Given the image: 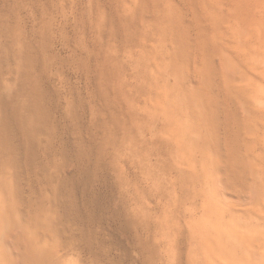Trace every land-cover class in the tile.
I'll use <instances>...</instances> for the list:
<instances>
[{
    "label": "rangeland",
    "instance_id": "1",
    "mask_svg": "<svg viewBox=\"0 0 264 264\" xmlns=\"http://www.w3.org/2000/svg\"><path fill=\"white\" fill-rule=\"evenodd\" d=\"M262 38L264 0H0L2 255L201 264L218 174L264 203V115L234 88L264 91Z\"/></svg>",
    "mask_w": 264,
    "mask_h": 264
},
{
    "label": "bare ground",
    "instance_id": "2",
    "mask_svg": "<svg viewBox=\"0 0 264 264\" xmlns=\"http://www.w3.org/2000/svg\"><path fill=\"white\" fill-rule=\"evenodd\" d=\"M232 39L230 41L231 49H233V51H236L239 46L232 45L233 43H235L234 41H236V40L232 41ZM250 41L254 42L252 40ZM260 43L264 44L263 38L260 39ZM254 46H255L254 49L251 48L252 53H255L254 50L256 51L259 50L258 43L257 44L254 43ZM244 50H243L244 52L243 55L246 54L245 52L246 50L245 51ZM238 52H240V48ZM241 55H242V49H241ZM251 67L253 70H255V72H257L256 68L253 65H251ZM259 72L258 74L254 73V81L258 86H260V88H264V69L261 70L260 73ZM257 76L260 77L261 80L260 79L257 80L256 79ZM234 88L238 96L241 95L245 100L248 101L251 114H253L257 119H259L258 116H260L261 114L264 115V94H263L264 91L259 93L254 92L253 90L248 91L246 87L242 85H237ZM154 107L155 106L153 103L152 108L154 109ZM257 128L258 127H255L251 131L257 134H264L263 130L255 131ZM253 137L256 139L258 138L256 135H253ZM249 138H252L251 135L248 137L249 152L251 154H254L256 143L260 145V150L264 148V140L258 139L257 142L255 143L253 140ZM258 155L259 158L264 159V149L260 151ZM184 168H186V166H184ZM216 169H214L213 171L216 172L221 171L220 168L219 170ZM260 169L264 170V166L263 165L260 166ZM189 170L190 169H188V171ZM221 174L220 175L218 174V176H221L219 182L220 185L223 187L221 191L222 193L221 195L224 198L222 197V199L221 198L219 199L218 195L215 194L216 191L208 192L209 195L207 199L201 205L203 210L202 215L198 219V221H196L198 226H193L196 234H199L202 237V242H201L202 257L200 259V263L201 264H264V203L262 204L261 208L255 209L256 211H253L251 210V208L248 209V207H246L243 212H240V210L243 209L241 207H243L244 205L242 206L240 205L241 203L237 202L239 200L237 193L232 191L231 188H229L228 186H225V182H223L225 178H223ZM218 176L214 177L215 183H211V184L215 185L216 183H218V179H217ZM262 176L258 177V189H256V191L259 196L264 198V181H263L264 177ZM188 177H190V175ZM218 185L219 183L216 184L215 187H217ZM229 205L230 206L234 205L235 207L240 205L241 209L234 210L233 209L234 207L231 208ZM260 222H263V225H260L261 224ZM0 239H1V231H0ZM1 241L9 249V238L5 237ZM8 252L9 251L7 250L6 253ZM13 252L14 250L12 248L8 253V255L6 256H3L2 253L0 252V260H1L0 264H12L13 260L11 254Z\"/></svg>",
    "mask_w": 264,
    "mask_h": 264
}]
</instances>
